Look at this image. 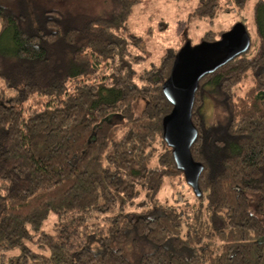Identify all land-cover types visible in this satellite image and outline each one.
<instances>
[{
	"label": "trees",
	"instance_id": "obj_1",
	"mask_svg": "<svg viewBox=\"0 0 264 264\" xmlns=\"http://www.w3.org/2000/svg\"><path fill=\"white\" fill-rule=\"evenodd\" d=\"M104 1L91 14L0 0V264H264V0L250 49L201 80V194L185 203L159 198L185 176L163 124L180 49L146 66L129 22L142 0ZM197 1L189 18L211 22L250 2Z\"/></svg>",
	"mask_w": 264,
	"mask_h": 264
},
{
	"label": "rangeland",
	"instance_id": "obj_2",
	"mask_svg": "<svg viewBox=\"0 0 264 264\" xmlns=\"http://www.w3.org/2000/svg\"><path fill=\"white\" fill-rule=\"evenodd\" d=\"M20 1L29 3L35 13L51 8H61L95 14L105 8L104 0ZM256 1L250 0L249 5L244 10H240L232 4L234 7L232 12L222 11L211 22L210 19L189 18V14L198 5L197 0H142L134 5V13L129 20L130 26L135 32L147 36L145 43L137 47L136 51L147 58V66L152 62H158L161 55L168 49L179 50L188 39L194 45L199 44L207 30L212 29L216 32L230 30L240 21L248 25L253 39L256 40V25L253 17V6ZM214 99L207 98L204 103V110L209 122L213 120L214 116L217 117L219 105ZM194 194L195 191L185 180V176L177 175L167 181L159 194V198L164 203H177V201L185 203L192 202L195 198ZM132 241V239L129 240V242ZM126 247L134 253V251L142 248L150 249V244L143 242L140 249L138 247L134 249L131 244L130 247Z\"/></svg>",
	"mask_w": 264,
	"mask_h": 264
},
{
	"label": "water",
	"instance_id": "obj_3",
	"mask_svg": "<svg viewBox=\"0 0 264 264\" xmlns=\"http://www.w3.org/2000/svg\"><path fill=\"white\" fill-rule=\"evenodd\" d=\"M252 44V37L243 22H237L216 41H202L194 45L188 40L178 51L164 92L173 110L164 118V138L173 148L179 170L196 194H201L199 178L203 163L196 161L192 146L199 129L193 121V110L201 80L216 72L241 54Z\"/></svg>",
	"mask_w": 264,
	"mask_h": 264
}]
</instances>
